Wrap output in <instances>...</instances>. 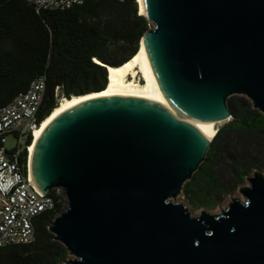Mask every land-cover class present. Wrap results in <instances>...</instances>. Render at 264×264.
<instances>
[{
	"label": "water",
	"instance_id": "1",
	"mask_svg": "<svg viewBox=\"0 0 264 264\" xmlns=\"http://www.w3.org/2000/svg\"><path fill=\"white\" fill-rule=\"evenodd\" d=\"M143 2V55L167 103L103 96L53 119L30 160L37 189L67 200L48 230L65 264H264L262 174L218 215L174 202L217 135L197 124L233 118L237 95L264 115V0Z\"/></svg>",
	"mask_w": 264,
	"mask_h": 264
},
{
	"label": "trees",
	"instance_id": "2",
	"mask_svg": "<svg viewBox=\"0 0 264 264\" xmlns=\"http://www.w3.org/2000/svg\"><path fill=\"white\" fill-rule=\"evenodd\" d=\"M149 28L138 13L137 0H85L66 11L40 12L24 0H0V110L38 77L47 80L41 122L58 107L59 97L71 99L105 89V66L118 67L133 58ZM233 98L228 108L234 120L218 132L206 162L183 189L198 207L213 206L210 198L223 189L213 168L225 135L264 139V115ZM52 196L61 199L56 191ZM63 204L35 221L33 244L0 249V264H57L66 258V248L48 230Z\"/></svg>",
	"mask_w": 264,
	"mask_h": 264
},
{
	"label": "built area",
	"instance_id": "3",
	"mask_svg": "<svg viewBox=\"0 0 264 264\" xmlns=\"http://www.w3.org/2000/svg\"><path fill=\"white\" fill-rule=\"evenodd\" d=\"M24 1L40 12L66 11L85 0ZM46 88V78L38 77L0 110V249L33 244L35 221L58 203L67 202L61 190H55L59 200L42 194L30 174V149L42 125ZM9 137L15 142L12 147L7 146Z\"/></svg>",
	"mask_w": 264,
	"mask_h": 264
},
{
	"label": "rangeland",
	"instance_id": "4",
	"mask_svg": "<svg viewBox=\"0 0 264 264\" xmlns=\"http://www.w3.org/2000/svg\"><path fill=\"white\" fill-rule=\"evenodd\" d=\"M138 13L139 7L137 4ZM121 58V57H120ZM139 78V77H138ZM142 83L141 79H138ZM234 100L238 101L240 105L252 106L249 99L244 96H233ZM64 99L59 97L61 103ZM253 108V107H252ZM234 119L231 118L228 122L216 125L218 132L226 129ZM218 134V133H217ZM13 138L9 137L7 146L14 145ZM209 154H207L206 159ZM206 159L204 163L206 162ZM235 168L241 169V172H236ZM213 171L220 179L223 186L221 192L215 194L212 199L213 206L198 207L193 205L182 193L174 202L185 205L193 216H199L202 212H207L212 215H218L226 210L233 199L244 200L243 195L239 192L240 189L248 188L250 186L248 179L259 172L264 176V139L259 137L247 138L240 137L237 134H230L223 139L222 150L217 154L216 165ZM245 172L246 174H243ZM240 173V174H239ZM67 202H64L61 212L66 208ZM222 210V211H221ZM68 259L73 257L67 255L66 258L60 260L57 264H65Z\"/></svg>",
	"mask_w": 264,
	"mask_h": 264
},
{
	"label": "bare ground",
	"instance_id": "5",
	"mask_svg": "<svg viewBox=\"0 0 264 264\" xmlns=\"http://www.w3.org/2000/svg\"><path fill=\"white\" fill-rule=\"evenodd\" d=\"M139 7V15H145V7L143 0H137ZM108 72V83L105 91L101 93H93L86 96H74L71 99H64L58 107L52 112V114L42 122L40 128L37 129L34 142L30 149V160L33 152V148L39 141L41 135L47 128V126L58 115L63 113L66 109L75 106L83 101L103 96H126V97H138L157 101L166 104L167 102L163 98L159 91L150 69L147 65L145 57L143 55V41L141 42L138 53L131 58L128 62L118 67L106 66ZM139 77V78H138ZM141 79L142 83L137 81ZM232 117L229 115L214 123L209 124H197L207 135L213 137L218 133L216 125L224 124L228 122Z\"/></svg>",
	"mask_w": 264,
	"mask_h": 264
}]
</instances>
